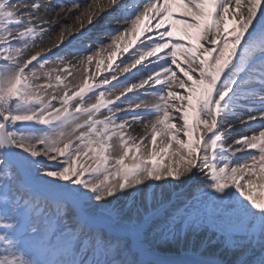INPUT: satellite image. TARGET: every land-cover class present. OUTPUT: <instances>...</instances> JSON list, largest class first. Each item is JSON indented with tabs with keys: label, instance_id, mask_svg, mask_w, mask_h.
I'll return each instance as SVG.
<instances>
[{
	"label": "snow or ice",
	"instance_id": "6c2138e0",
	"mask_svg": "<svg viewBox=\"0 0 264 264\" xmlns=\"http://www.w3.org/2000/svg\"><path fill=\"white\" fill-rule=\"evenodd\" d=\"M51 7L0 0V264H264V0Z\"/></svg>",
	"mask_w": 264,
	"mask_h": 264
},
{
	"label": "bare ground",
	"instance_id": "6f19581e",
	"mask_svg": "<svg viewBox=\"0 0 264 264\" xmlns=\"http://www.w3.org/2000/svg\"><path fill=\"white\" fill-rule=\"evenodd\" d=\"M13 2H15V0H13ZM22 2H24V3H32V2H34V0H22ZM41 2H42V3H49V0H41ZM88 2H91V0H80V3H81V4H85V5H86V3H88ZM71 3H72V0H51V6H52V7H51V9L48 11L47 16H48L49 18L53 17V16L55 15V12L58 11V10L60 9V5H61V4H63V5H70ZM75 15H78V13H73L71 18H69V19H64V21H63L64 24H66V25H67V24H70L71 21H72V19L75 18ZM233 23H234V22H233L232 20H229V21H228V26L231 27ZM176 35H177V36H181V35H183V33L179 30V26L177 27ZM101 36H103V34H101ZM102 55L106 56V53H103ZM77 57H78V53L73 52V53L69 56V59H75V58H77ZM68 79L71 80L72 77H68ZM42 82H43V81H42ZM139 130H140V129L137 128V131H139ZM185 188H187V185L185 186ZM254 194H256V193H254ZM260 195H261L262 197H264V192L261 191V190H260ZM197 242H198V241H197ZM173 247L175 248L176 246L174 245ZM210 247H211L212 250H214V251H215V250H220V245L217 244L215 240L212 241ZM238 255H239L238 252H237V253L229 252V253L227 254V259H230V260L235 259L236 256H238Z\"/></svg>",
	"mask_w": 264,
	"mask_h": 264
},
{
	"label": "rangeland",
	"instance_id": "374dc122",
	"mask_svg": "<svg viewBox=\"0 0 264 264\" xmlns=\"http://www.w3.org/2000/svg\"><path fill=\"white\" fill-rule=\"evenodd\" d=\"M41 83H42V81H41ZM261 191H263V192H264V190H261Z\"/></svg>",
	"mask_w": 264,
	"mask_h": 264
}]
</instances>
